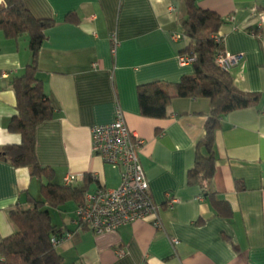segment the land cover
<instances>
[{
  "label": "crops",
  "instance_id": "obj_1",
  "mask_svg": "<svg viewBox=\"0 0 264 264\" xmlns=\"http://www.w3.org/2000/svg\"><path fill=\"white\" fill-rule=\"evenodd\" d=\"M195 2L224 21L218 35L225 52L243 56L230 71L235 85L261 95L258 106L226 115L216 132V171L208 189L229 203L227 218L199 187L187 184L210 100L175 98L162 119L144 117L139 105L140 86L173 85L193 74L192 64L179 61L187 41L172 39L181 34L183 0L24 2L34 18L54 22L37 58L55 112L37 128L38 163L55 171L56 184L75 176L72 186L82 198L117 189L122 169L93 153L91 128L113 123L120 109L129 130L144 142L139 158L163 224L160 230L151 220H139L95 234L77 224V201L48 206L53 226L62 237L70 235L56 248L66 264H264V24L257 18L264 0ZM5 7L0 0V12ZM31 62L28 37L10 39L0 31V148L21 142L8 130L17 113L13 80ZM35 179L30 169L0 160V240L16 232L9 211L41 198ZM171 238L179 241L174 249Z\"/></svg>",
  "mask_w": 264,
  "mask_h": 264
},
{
  "label": "trees",
  "instance_id": "obj_2",
  "mask_svg": "<svg viewBox=\"0 0 264 264\" xmlns=\"http://www.w3.org/2000/svg\"><path fill=\"white\" fill-rule=\"evenodd\" d=\"M6 7L0 12V31L7 38L27 36L32 62L25 72L13 80L17 98L16 115L11 119L8 130L21 136L17 145L0 148V160L15 167L30 169L31 177L41 182V198H30L27 207H16L9 211V219L16 232L0 240V264H66L63 256L51 243L53 237H61L53 226L47 207H60L74 200L82 204L81 191L72 184L55 183V171L42 167L36 156V131L44 122L54 118L55 112L42 80L39 78L37 58L46 40V32L54 22L38 20L25 7V0H3ZM184 16L180 19L181 34L188 46L182 53L195 57L193 74L184 76L179 83H159L138 88V100L144 117L162 119L167 115L171 101L175 98H207L211 102L210 114L205 124L203 138L195 150L193 168L187 174V184L199 187L202 196L209 199L220 215H232L228 202L216 198L208 189L216 171V132L223 118L231 112L258 106L259 93L244 92L234 83L230 72L216 63L218 54L224 52V38L217 43L214 36L224 21L214 12L200 8L195 0H183ZM169 88H173L172 92ZM239 191L244 185L237 183Z\"/></svg>",
  "mask_w": 264,
  "mask_h": 264
},
{
  "label": "built area",
  "instance_id": "obj_3",
  "mask_svg": "<svg viewBox=\"0 0 264 264\" xmlns=\"http://www.w3.org/2000/svg\"><path fill=\"white\" fill-rule=\"evenodd\" d=\"M259 24H264V11L257 13ZM174 41L184 40L182 34L172 35ZM217 43L222 42L219 35L214 36ZM112 50L116 53L118 43L112 40ZM243 59L242 55H230L222 52L217 55L216 63L224 71L230 72ZM180 63L190 65L195 57L181 55ZM92 151L108 165L119 167L121 183L117 189H102L88 194L84 202L76 209V222L79 226L88 227L95 234L118 231L120 228L139 220H151L156 229H163L160 219V207L151 198L150 186L144 168L140 162L139 151L144 142L127 127L123 112L118 109L116 120L106 125L91 128ZM76 181L75 176L67 175L65 183L70 185ZM70 235L53 237L51 243L58 247ZM179 244L171 238L173 249Z\"/></svg>",
  "mask_w": 264,
  "mask_h": 264
},
{
  "label": "rangeland",
  "instance_id": "obj_4",
  "mask_svg": "<svg viewBox=\"0 0 264 264\" xmlns=\"http://www.w3.org/2000/svg\"><path fill=\"white\" fill-rule=\"evenodd\" d=\"M34 185H35V188H36V190H37V197H39L40 198V194H39V189H40V183H39V181H38V179H35L34 180Z\"/></svg>",
  "mask_w": 264,
  "mask_h": 264
}]
</instances>
